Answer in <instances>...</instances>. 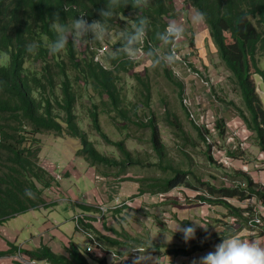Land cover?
Segmentation results:
<instances>
[{
    "label": "trees",
    "instance_id": "1",
    "mask_svg": "<svg viewBox=\"0 0 264 264\" xmlns=\"http://www.w3.org/2000/svg\"><path fill=\"white\" fill-rule=\"evenodd\" d=\"M185 2L189 7L205 13L204 24L217 54L240 91L246 111L240 109L239 115L254 133V144L264 152V105L254 84L255 76L260 77L264 83V69L257 59V52L264 56V0ZM108 4L109 0H0V225L29 210L49 207L45 192L57 180L39 165L38 153L41 146L37 136L40 134L51 132L58 137H66L69 141H78L79 147L74 149L76 159L84 161L100 176L110 177L111 170H116L114 177L111 176L116 180L127 172L129 166L142 164L139 158H133L123 141L111 140L103 132L99 119L103 113L113 122H117V116L119 120L127 122L130 113L134 116L138 112L139 104L127 101V85L122 82L124 75L131 74L130 70L135 67V62L124 51L126 36L123 33H130L133 24L141 17H146L149 24L143 41L136 47L139 51L146 52L152 61L162 64L166 79L180 94L183 92L182 83L175 79L156 54L158 46L165 43L158 34L163 32L168 20H174L177 15L174 0H118L113 6L114 15L106 18L108 31L105 34L112 33L116 40L112 45L107 42L110 51L108 45H101L99 39L90 33L86 37L75 39L69 34L66 49L58 54L51 52V44L57 39V35L50 29V24L56 14H59L64 23L79 18L80 15H84L91 23L102 20L99 12L106 9ZM33 42L36 51L29 54L26 45ZM82 45L83 50L80 48ZM166 45L170 49L172 41ZM104 46H107V50L100 55ZM134 78L141 84L140 94L145 99L141 103L148 109L151 101L150 86L137 75ZM84 97L90 103L87 109L82 107ZM77 107L86 111V121L94 132L107 145L120 151L122 160L118 161L96 149L89 140L88 131L81 127L75 111ZM139 124L150 130L152 149L158 158L163 159L165 146L154 115L148 117L146 123ZM171 125L180 131L178 133H183L177 119ZM220 126L218 123L217 128L220 129ZM197 130L205 142L202 131ZM223 135L220 132V136ZM209 152L210 147H207L206 157L212 162ZM229 155L236 158L232 152ZM157 166L162 167V164ZM164 170H170L172 177L152 180V193H169L181 187L203 189L212 199H207L204 195L197 200H209L213 205H220L227 211L226 218L229 216L238 220V227L225 225V234L229 236L240 230L239 225H245V212H254L252 207L243 208L232 201L242 203L255 198L264 205V187L255 183L248 175L242 174L244 185L216 188L209 182H202L191 171L169 166L164 167ZM189 176L193 177V183L187 181ZM122 181L132 179L125 177ZM138 182L141 183L140 180ZM27 191H31L33 195H26ZM144 192L141 190L140 194ZM123 206L124 204L120 207ZM79 208L83 211L90 210L82 205ZM82 229L96 235L91 224L85 223ZM107 230L117 232L114 229ZM257 233L264 234V218ZM97 239L102 241L98 236ZM105 239L110 240L108 243L111 247L126 248L120 241ZM139 243L138 241L136 244ZM131 244L133 243L120 254L130 255ZM89 245L93 249L100 248L92 242ZM7 246L9 250L0 252V257L20 253L40 264H108L93 253L82 251L70 239L66 245L68 256L56 254L46 246L32 250H19L15 244L10 243Z\"/></svg>",
    "mask_w": 264,
    "mask_h": 264
},
{
    "label": "rangeland",
    "instance_id": "2",
    "mask_svg": "<svg viewBox=\"0 0 264 264\" xmlns=\"http://www.w3.org/2000/svg\"><path fill=\"white\" fill-rule=\"evenodd\" d=\"M185 1L186 0H174V5L178 12L174 20H168L169 23L175 22L177 25L184 28L183 38L180 40H172V45L170 46L171 52H168L170 49L167 47L166 43L160 44L156 50V54L161 61L165 63L164 65L169 69L170 73H172L177 81L182 83V94H180L177 88L166 79L162 64L152 61L146 55V52L141 50V52L137 53L135 60H133L135 62V67L130 70L131 74L124 75L122 78V82L127 85V101H130L132 104H139L137 105V114L133 116V114L130 113L128 116L129 121L127 122L119 120L117 115H115L117 116V122L111 121L109 117L103 113L100 114L99 118L103 132L111 140L123 141L126 149L132 154L133 158H139L142 162L141 165L129 166L127 172L120 175L116 180L113 178V174L117 173L116 170L109 171L112 174H109L110 177L104 178L98 175V182L103 184L101 186L102 190L105 192V200H107V194H115L117 190V188H110L109 185L106 187L105 182L110 183L113 180L122 181L125 177L141 181L140 185L138 184V190L130 194L128 198L130 199L128 200L129 204H126L129 208L128 214L124 216H115L114 214L107 215L109 213L108 210L104 218H101V221L104 220L105 223L108 222V225H111L115 230L119 231L120 229L122 231L121 233H123L124 227L135 234H137L138 228L141 227L146 230L152 229V231L149 232L151 235L146 238L152 237L156 242H159V244L164 243L169 245L168 249L170 252L156 248L152 250L153 252L155 251L152 254H155L158 258V264H163V261H159L163 256L162 254L165 256L170 253L182 254V251L178 250L171 252L173 240L170 237H172V234L167 235L170 236L169 238L163 239L164 236L159 233L162 230L156 229L158 227L160 228V221L162 219H160V217L163 211L161 209L163 206L160 208V192L152 193L153 191L150 185L152 180L157 181L158 179L162 180L172 177V172L170 170H164V167L169 166L174 169L191 171L199 177L200 180H210L214 178L218 187L244 185L242 174L251 177V175L258 176L259 173L264 171V165L262 164L264 162V152L260 150L261 152L256 151L252 153L253 140L249 138L246 132V125L239 115L240 109L246 111L239 88L234 84L230 72L226 69L225 64L218 56L207 26L204 23L194 24L192 22V14L195 9L185 4ZM99 41L101 45L102 43L108 45L109 51L110 45L107 44V42L111 45L116 42L112 33L105 34L103 37L99 38ZM80 48L83 50V45ZM169 55L173 56L172 61L167 59ZM257 59L260 61L261 68L264 69V56L262 57L260 52H257ZM135 75L145 80L150 86L151 101H149L150 107H148V109L142 105L145 99L140 94L142 87L139 81L134 78ZM254 84L257 88L256 91L259 94L258 96L264 105V83L260 77L255 76ZM96 99L99 101L98 98ZM88 101L89 100L85 97L82 99L81 103L84 104L82 106L83 108L87 109L90 107ZM75 111L78 115L81 127L88 131L89 140L94 143L96 149L100 153L113 157L118 161L122 160L123 157L120 151H118L116 147L107 145L89 126L86 121V115L84 114L86 111L81 109V107H77ZM150 111L153 112V114ZM151 115H154L161 140L165 146V156L163 159L158 158L152 149L150 130L139 124L146 123V119L151 117ZM174 119H177L183 133H178L180 131L171 125ZM218 123L221 125L220 129H218ZM122 125L125 126L123 127ZM197 129L202 131L206 140L205 142L200 137ZM220 132L224 135L220 136ZM231 135L235 137V146L236 148H240L239 151L233 150L232 146L228 144L227 140ZM37 138L40 140L41 146L40 152L38 153L39 165L51 174L53 173V177L58 176L62 179L64 177L62 173L64 169H60L59 165L63 166V164H65L66 166L67 160L73 159V156L75 157L74 149L79 147L77 145L78 141L73 139L69 141L68 138L58 137L51 132L40 134ZM207 147H210L209 153L213 159L212 162L206 157ZM215 150H225L226 152L227 150H233L234 152L232 153L235 154L236 158L226 153V157H230L231 160L225 161L221 156L215 155ZM249 155L253 158L251 165H247L243 169L240 168L241 163L244 162L243 159H247ZM79 161L81 160H73V162L77 163L75 164V169H79L78 171L82 173L84 168L83 164H81L82 162L79 163ZM256 162L261 165L256 166ZM147 164L155 166H149ZM158 164H162V167L157 166ZM85 165L89 167L88 164L85 163ZM56 166L57 169L54 171ZM79 172H76L77 174L74 178L70 176V178L64 179V183L67 182L73 185V190L76 192L78 199L88 190L87 182ZM58 181L59 180H57V182ZM187 181L193 183L194 179L192 176H189ZM210 182H212V180H210ZM123 185H125V183ZM196 186L199 187L200 185ZM105 188H107L106 191ZM141 190L149 192L151 195L144 196L140 194ZM188 190L191 191L190 189ZM189 191L185 190L179 193L173 191L174 196L173 194L170 197L167 196L168 200L165 202L177 204L178 200L181 199L182 203L186 205L197 202L196 197L189 196L192 194ZM54 196H56L54 199L59 200L57 198V193L54 194ZM59 197L60 199L62 198L60 194ZM253 199L255 200V198ZM148 200H150V203ZM254 200L252 205H256ZM145 201L147 203H145ZM123 202H125V200L116 205ZM233 203L240 207H247L241 206L244 204L236 201ZM261 206L263 211L264 205L261 204ZM209 209L210 207L208 210ZM57 213H50L49 217L42 219L40 231L42 233L47 232L48 235L51 236H57L59 239L61 237L70 239V231L72 229L70 225L71 221L65 223L66 217L64 216L66 212H64V210L60 209ZM196 213L200 214L201 211L199 210ZM196 213L195 211L189 212V214L192 215V217H189L190 224L196 225L194 221ZM23 215H21V218L16 217L7 225L2 224L0 226L4 227L0 228V230H4L2 236L4 241L11 240L7 243L15 244L17 247L22 243V237L15 236L13 232L9 230V227L13 226V229L19 231L20 227L24 224L22 220L28 221L30 218L29 214ZM59 216L64 218H60ZM31 217H35V215ZM36 217L38 219L37 221L30 220L28 222L37 226L39 218L38 216ZM198 217L199 216L196 218L198 219ZM227 218H225V216H219L216 218V221L220 222L223 228H225V225H227L225 222ZM78 219H80V216L75 215L73 221H77ZM55 221L57 225L54 224ZM72 226L74 233L73 241L77 247H80V249L84 251V248L86 249L90 242L88 238L83 235V232L77 229L76 222H73ZM196 228L198 230L197 225ZM7 231L10 233H7ZM251 233L256 237L264 235L257 234L255 229L251 231ZM195 236V239L192 240L193 242L187 245L188 251L185 253L188 255L196 254L194 258L198 260L199 257L204 254L197 253L200 252V248L205 245L206 241L200 239L198 233H195ZM16 237L21 241L14 243ZM149 240H141V244H137L142 250L139 253L140 257L147 256L144 250L147 247L146 251H148L151 247L148 243ZM66 244L68 245V240ZM142 244H144L145 247L141 246ZM183 244L186 245L187 243L183 242ZM61 245H64V243H61ZM259 245H261V243H259ZM66 252V248L64 247L57 251L56 254L63 255ZM93 254L96 255V252L94 251ZM147 254H149V252ZM119 255L127 256L120 253ZM14 261L19 263L20 257L18 254ZM193 261L194 260L188 262L192 264ZM142 262L141 260L140 264H142Z\"/></svg>",
    "mask_w": 264,
    "mask_h": 264
},
{
    "label": "crops",
    "instance_id": "3",
    "mask_svg": "<svg viewBox=\"0 0 264 264\" xmlns=\"http://www.w3.org/2000/svg\"><path fill=\"white\" fill-rule=\"evenodd\" d=\"M259 95V94H258ZM246 132L248 133L249 138H254V133L252 131H250L247 126H246ZM252 153L254 152H259L260 149L256 146V144H254V142L252 143ZM261 152V151H260ZM76 157L73 156V159H69L66 162V166L65 164H63V166L59 165L60 169L63 168L64 171H62L63 173V178L60 179L58 182H54L55 184H53L52 188L47 190L45 192L46 196H47V206L49 205V207L47 208H39L38 210H29L26 213L21 214L23 216H25L26 214L30 215V218L28 219V221H37V217L39 218L38 224L37 226L33 225L31 222H28L26 220H22V222L24 223L19 231L17 229H13L12 227H9V230H11L13 232V234L15 236H19L22 237V241L16 237V239L14 240V243H17L19 241H21L22 243L19 245V250H32L34 248H39L41 246H46L49 247L54 253H57V251L61 250L62 248H68L65 243L68 240L67 237H61L60 239L57 236L54 235H48V233H42L40 231L41 228V224H42V219L49 217L50 213H57L58 210L62 209L64 210V212H66L65 216V223H68V221H71V231H70V241H72L74 243V233H73V226L72 223L75 221H73L74 216L75 215H80V217L82 216V220H79L78 223H76V227L77 229L81 230L83 232V235L86 237L85 233L82 229V226L85 225V223L87 224H91L94 228H95V234H92L96 237V241L99 244L98 249H96V256L98 257V255L100 253H112L111 251L114 252H125V249L128 248L130 243L131 247L138 246L136 243L139 241L141 242V240H145V239H150L149 240V244H150V248L148 251H146L145 248V254L147 255L146 257H143L144 259H142V264H158V258L156 257L155 254L152 250L154 248L156 249H161L167 252H170L168 249V244H164V243H160L156 242L152 237L151 238H146L148 236H150L151 234L149 232L152 231V229H144V228H138L137 230V234L129 231L126 227H124L123 229V233H121L122 231L119 229L115 230L114 228H112L111 225H108V222H104V220L102 221H97L96 217L98 215V207L106 206V208L109 210V214H114L115 216L119 215V216H124L126 214H128L127 212H129V208L127 207V205H124L123 207L118 206L117 207V203L122 202L123 200H130L128 199L130 194H132L133 192H136V190H138L140 183L138 182V180H133L132 181H115L113 180L112 182H105V186L107 187L108 185L110 186V188H117L115 194H107V200H105L104 198V191L102 190V183H99L97 177L99 178L98 174L95 173V171L92 168L87 167V165H85L84 161H79L82 162L81 164H83V168L84 171H82V173H80L78 170L79 169H75V164H77L76 162H73V160H75ZM243 163H241V167L240 168H245L247 165H251V162L253 161V158L251 155L248 156L247 159H243ZM264 165V162L262 163ZM255 165V164H254ZM261 165L260 163L256 162V166ZM55 166V165H54ZM254 167V166H253ZM67 168V169H66ZM57 169V166L54 168ZM53 171V172H54ZM59 171V170H57ZM242 171V170H241ZM76 172H79L82 176L83 179L87 182V188L88 190L81 195V197L78 199L76 192L73 190V185H71L70 183L65 182L64 183V179H67L68 177H76ZM50 173V172H49ZM55 173V172H54ZM51 174V173H50ZM53 174V173H52ZM65 174V175H64ZM251 175V174H250ZM104 177V176H102ZM106 178V177H104ZM251 178L254 182L261 184L264 187V171L262 173H259L258 176L257 175H251ZM210 180H212V182H210ZM208 180H203L202 182H209L211 183L214 187L219 188L215 181L214 178ZM89 183V184H88ZM125 183V185H123ZM123 185V186H122ZM136 186V187H135ZM222 187V186H221ZM107 190V188H105V191ZM189 191L187 188L185 187H181V188H177L175 190L170 191L169 193H163L160 195L164 196V202L162 201V203H160V208L161 206L163 210L161 213V224H160V228H156L157 230L161 229L162 231H160L159 233L164 236L163 239H167L172 234V251L171 252H175V251H182V254L180 253H170L169 255L165 256L164 254H162L163 256L161 257V259L159 261H163V264H190L188 261H192L195 260L194 256H196V254H192V255H188L185 252L188 251V244L192 243L194 239L190 240L189 242H187L186 245L183 244V242H185L182 239V234H180L179 231H175V229L181 225H186V224H190V220L189 217H192L191 214H189V212L191 211H195V213L197 211H201V215L196 213V216L194 218V221L196 223V225L198 226V230L196 233L199 234V238L202 239L203 241H206L205 245L200 248V252H198L197 254H207L209 251H213L215 249V246L217 244H219L223 239L227 238V237H231L228 234H225V230L222 226V224L220 222H217L216 218L219 216H225L226 215V209L220 205H213L211 203H209V200H197V202L192 203V204H184L182 203V199L178 200L177 204L174 203H169V202H165L167 199V196L170 197L172 194L174 196V192L173 191H177L178 193L180 191ZM191 191H189L190 194L189 196L191 197H196V199L199 196H204L206 195L207 199H212V197L206 193L204 190H193L190 189ZM55 192V193H53ZM57 193V198L59 200L54 199V194ZM62 197L60 199L59 197ZM142 194V193H141ZM195 194V195H194ZM142 195L144 196H150L151 194L149 192H144ZM154 196V194H153ZM157 196V195H155ZM149 198V197H148ZM177 199V198H176ZM61 203H60V202ZM150 203V200H148ZM176 201V200H175ZM251 201V203H250ZM248 202H242L241 206H250L252 207V209H254V211L259 212L260 215L264 218V210L262 211V208L259 207L258 205H252L253 204V200H250ZM105 202V203H104ZM234 201H232L233 203ZM254 202H257L256 200ZM145 203H147L145 201ZM105 204V205H104ZM85 206L86 208H89L90 210L87 211H83L81 208H79V206ZM238 206V205H237ZM258 206V208H256ZM188 207V208H187ZM210 207V209L208 210V208ZM58 208V209H57ZM245 208V207H243ZM135 210V209H134ZM133 211V210H132ZM58 214V213H57ZM144 214V213H142ZM21 215L16 216L18 218H21ZM35 215V217H31ZM59 215V214H58ZM197 216L198 219L196 218ZM15 217V218H16ZM60 218H64L59 216ZM13 219H10L2 224H9L11 223ZM226 218V217H225ZM163 220V221H162ZM85 222V223H84ZM1 224V225H2ZM55 225H57V222H54ZM0 225V226H1ZM114 229L115 231H117L116 234L115 232H112L110 230L106 229ZM233 227H238V224L236 223L235 226ZM240 230L235 233V236H239L242 239L245 240H249V241H255L261 243V246H264V235H259V236H253V233H251L250 228H248L245 225H239ZM0 228H4V227H0ZM2 230V229H1ZM0 230V252H5L9 250V247L7 246V242H10L11 240L8 241H4V239L2 238L3 236V232L4 230L1 231ZM9 231H7L8 233ZM10 233V232H9ZM120 233V234H119ZM228 235V236H226ZM233 235V236H234ZM251 235V236H250ZM97 236L100 237V239L102 241H99L97 239ZM226 236V237H225ZM196 237V236H195ZM256 237V238H255ZM105 238H111L112 240H117L121 242V245L125 246L126 248H118L117 246H113L111 247L109 245V241L108 239ZM198 240V239H197ZM136 241V242H135ZM61 243L64 245H61ZM127 243V244H126ZM75 244V243H74ZM141 244V243H139ZM76 245V244H75ZM77 246V245H76ZM141 246H144V244H142ZM130 247V248H131ZM145 247V246H144ZM80 248V247H79ZM84 252H85V248H84ZM149 252V254H147ZM118 253V254H119ZM18 254V253H17ZM17 254L11 255V256H3L0 257V264H16V262L14 261L15 258H17ZM62 255V254H60ZM64 256H68V253L66 252L65 254H63ZM108 263H111V261L108 259L107 260ZM45 264V263H43Z\"/></svg>",
    "mask_w": 264,
    "mask_h": 264
},
{
    "label": "clouds",
    "instance_id": "4",
    "mask_svg": "<svg viewBox=\"0 0 264 264\" xmlns=\"http://www.w3.org/2000/svg\"><path fill=\"white\" fill-rule=\"evenodd\" d=\"M117 2L118 0H109L106 9H101L99 12L102 20H95L91 23L84 18V15H80L79 18H74L64 23L61 22L59 14H56L50 24V29L57 35V39L51 44V52L58 54L64 51L68 45L69 34H71L74 39L86 37L90 33L97 39L103 37L108 31L106 18H111L114 15L113 6L116 5ZM205 21V13L199 9H195L192 14V22L194 24H200ZM148 24L149 20L146 17H141L137 23L133 24L130 33H123V35L126 36V44L123 48L132 60H135L139 52V48L136 46L143 41L146 35V26ZM158 35L162 41L169 43L172 40L182 39L184 28L177 25L175 22H170L164 28L163 32ZM26 51L29 54L36 51L35 43L27 44ZM167 59L172 61L173 56L169 55ZM26 195L32 196L33 194L31 191H27ZM196 230L195 224L179 225L175 229V231H179L182 234V239L186 243L195 238ZM131 250L138 251L135 246ZM142 259L144 258H135L133 264H140ZM192 264H264V246L257 244L255 241L245 240L234 235L223 239L215 246L213 251H209L207 254L199 257L198 260H194Z\"/></svg>",
    "mask_w": 264,
    "mask_h": 264
},
{
    "label": "built area",
    "instance_id": "5",
    "mask_svg": "<svg viewBox=\"0 0 264 264\" xmlns=\"http://www.w3.org/2000/svg\"><path fill=\"white\" fill-rule=\"evenodd\" d=\"M107 50V46H104L101 50H100V55H103V53ZM141 52V51H139ZM231 135V137L228 138L227 142L229 145L232 146V149L239 151L240 148H236L235 146V137H233ZM231 140V142H230ZM234 145V146H233ZM233 150H227V152L225 150H215V155L216 156H221L222 158H224L225 161H230V157H226V153L228 154L229 152H234ZM56 180H60L61 178L58 176H55ZM98 178V177H97ZM160 198V202L162 203V201L164 202V196L163 195H159ZM252 200H254L252 198ZM250 200H247L246 202H248ZM255 201V200H254ZM256 205H258L259 207L262 208L261 203L258 202H254ZM126 205L129 204V201H125L121 204H118V206L121 205ZM258 206L256 208H258ZM248 207V206H247ZM246 207V208H247ZM99 213L96 217L97 221H101V218H104V215L107 214L108 209L106 207H98ZM80 216V215H79ZM243 216L247 219L245 226H247L248 228H250V231H253L254 229L257 231L258 227L262 225V220L263 217L260 215L259 212H245L243 214ZM262 217V218H261ZM84 218H82V216L80 217V219H78L77 221H75L76 223H78L79 220H82ZM238 220H236L235 218L232 217H228L227 220L225 221L227 223L228 226H235ZM258 234V233H257ZM86 238H88V241L94 243V246H98V242L96 241L94 235L90 234V233H85ZM258 244V243H257ZM97 249V248H96ZM96 249H93L91 245H88L85 249L86 252L88 253H93L94 250L96 251ZM138 251H132L130 252V255L128 256H121L118 253L111 251L112 253H100L98 255V258L100 259H104L105 261H107L108 259L111 261V263L108 264H133V261L135 258L140 257V251H142L140 248H137ZM19 257H20V261L19 263L21 264H39L35 261H30L29 259H25L24 256H22V254L18 253Z\"/></svg>",
    "mask_w": 264,
    "mask_h": 264
}]
</instances>
